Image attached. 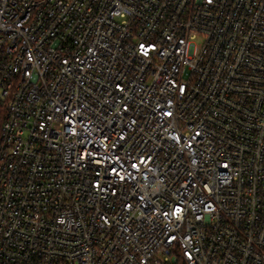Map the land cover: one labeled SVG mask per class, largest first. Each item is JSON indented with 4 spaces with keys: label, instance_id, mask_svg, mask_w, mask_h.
Wrapping results in <instances>:
<instances>
[{
    "label": "built area",
    "instance_id": "built-area-1",
    "mask_svg": "<svg viewBox=\"0 0 264 264\" xmlns=\"http://www.w3.org/2000/svg\"><path fill=\"white\" fill-rule=\"evenodd\" d=\"M0 264H264V0H0Z\"/></svg>",
    "mask_w": 264,
    "mask_h": 264
},
{
    "label": "trees",
    "instance_id": "trees-1",
    "mask_svg": "<svg viewBox=\"0 0 264 264\" xmlns=\"http://www.w3.org/2000/svg\"><path fill=\"white\" fill-rule=\"evenodd\" d=\"M5 117H6L5 109H4V107H2L0 105V134H1V128H2V124L5 120Z\"/></svg>",
    "mask_w": 264,
    "mask_h": 264
}]
</instances>
